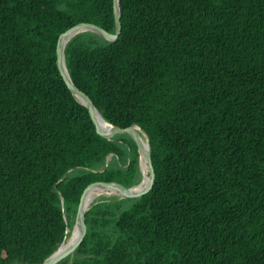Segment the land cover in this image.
<instances>
[{
  "label": "trees",
  "instance_id": "16d2710c",
  "mask_svg": "<svg viewBox=\"0 0 264 264\" xmlns=\"http://www.w3.org/2000/svg\"><path fill=\"white\" fill-rule=\"evenodd\" d=\"M120 2L119 40L75 37L67 68L147 134L156 180L94 205L60 264H264V0ZM82 23L115 34L114 0H0V264L50 258L90 186L141 183L135 141L101 137L59 71Z\"/></svg>",
  "mask_w": 264,
  "mask_h": 264
},
{
  "label": "water",
  "instance_id": "95a60500",
  "mask_svg": "<svg viewBox=\"0 0 264 264\" xmlns=\"http://www.w3.org/2000/svg\"><path fill=\"white\" fill-rule=\"evenodd\" d=\"M114 16H115V22H116V33L115 34L109 33L95 24L82 23V24H79L71 28L64 35H62L61 38L59 39V43L57 47V57H58L57 64H58V68L61 73V76L63 77L68 88L71 90L73 95L77 98V100L82 105L87 107V109L89 110L93 123L97 129V133L101 137H103L106 140L112 141L117 136L129 135L135 141L138 147L139 165H140L142 176H143L142 161L144 160L146 168L149 173L150 183L148 187L144 189L143 191H136V192L135 190H137L141 186L142 182L139 185L133 186L131 188H125L124 186L118 183H99V184H94L90 186L83 194L81 203H80V206L77 212L76 222L73 228V231H77L76 239L74 240V242L70 244H66L67 239H68V237H66L61 247L42 264H60L61 262H63L69 257H71L72 259L74 258L75 252L81 246L85 238L86 214L94 205L99 203V202H94L89 206L85 204L86 195L90 190L108 189V190H111L117 193V196H119L122 199H140L148 195L153 190V187L155 184L156 172L153 166L151 146H150V142H149V138L147 134L137 125L132 126L128 129H122V128L116 127L108 123L104 119L102 114L99 112L97 107L95 106L93 100L75 85V83L73 82L69 74L68 68H67L66 55H65L66 48L68 44L75 37L81 34H85V33H92V34L98 35L99 37L103 38L109 43H116L119 40L120 35L122 34V31H123L122 10H121L120 0H114ZM101 119L104 120L105 123L110 126V129L106 130L103 128ZM144 139L146 140L148 147L145 146ZM73 171L74 170H71L69 173ZM62 201L64 203L63 199ZM64 211H65V208H64ZM64 216H65L66 222L68 223V219L66 215ZM69 232L70 230L67 231V234H69Z\"/></svg>",
  "mask_w": 264,
  "mask_h": 264
},
{
  "label": "bare ground",
  "instance_id": "6f19581e",
  "mask_svg": "<svg viewBox=\"0 0 264 264\" xmlns=\"http://www.w3.org/2000/svg\"><path fill=\"white\" fill-rule=\"evenodd\" d=\"M101 123L104 129L106 130L110 129V126L106 124L104 120L101 119ZM144 141H145V146L148 147L145 139ZM142 171H143V179L141 181L142 183H141V186L137 190H135V192L143 191L144 189L148 187L150 183L149 173L146 168L144 160L142 161ZM105 196H117V193H115L114 191L108 190V189H93L87 193L86 198H85V204L89 206L92 203L96 202L97 200ZM70 233H71V236L67 239L66 244H70L74 242V240L77 237V231H72Z\"/></svg>",
  "mask_w": 264,
  "mask_h": 264
},
{
  "label": "rangeland",
  "instance_id": "374dc122",
  "mask_svg": "<svg viewBox=\"0 0 264 264\" xmlns=\"http://www.w3.org/2000/svg\"><path fill=\"white\" fill-rule=\"evenodd\" d=\"M111 161H112V157L109 158V162H111ZM119 200H124V199L120 198L119 196H105V197L100 198L96 202H112V201H119ZM127 200H129V199H127ZM133 204H134V202H126V206L124 207V211L129 210ZM72 231L73 230H71L70 232H72ZM70 232L68 234V238L71 236Z\"/></svg>",
  "mask_w": 264,
  "mask_h": 264
}]
</instances>
